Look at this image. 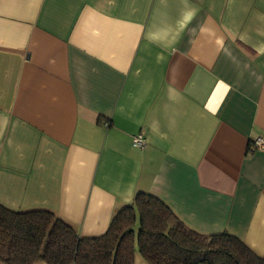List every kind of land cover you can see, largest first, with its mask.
I'll return each instance as SVG.
<instances>
[{
	"label": "crops",
	"instance_id": "1",
	"mask_svg": "<svg viewBox=\"0 0 264 264\" xmlns=\"http://www.w3.org/2000/svg\"><path fill=\"white\" fill-rule=\"evenodd\" d=\"M259 138L264 0H0L5 208L91 238L148 193L263 257Z\"/></svg>",
	"mask_w": 264,
	"mask_h": 264
},
{
	"label": "trees",
	"instance_id": "2",
	"mask_svg": "<svg viewBox=\"0 0 264 264\" xmlns=\"http://www.w3.org/2000/svg\"><path fill=\"white\" fill-rule=\"evenodd\" d=\"M137 254L147 264H264V256L239 238L202 234L148 193H138L105 234L91 238L51 211H12L0 204V261L5 264H135Z\"/></svg>",
	"mask_w": 264,
	"mask_h": 264
},
{
	"label": "built area",
	"instance_id": "3",
	"mask_svg": "<svg viewBox=\"0 0 264 264\" xmlns=\"http://www.w3.org/2000/svg\"><path fill=\"white\" fill-rule=\"evenodd\" d=\"M132 144L135 148L143 147L145 144L144 137L142 135H137L136 137H134ZM252 150L253 151L259 150V151L264 152V139H262V138L257 139L256 142L254 143Z\"/></svg>",
	"mask_w": 264,
	"mask_h": 264
}]
</instances>
